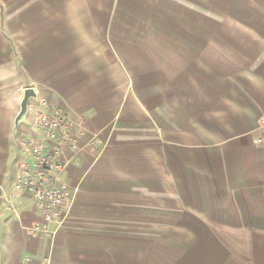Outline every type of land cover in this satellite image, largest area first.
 <instances>
[{
  "label": "crops",
  "instance_id": "crops-1",
  "mask_svg": "<svg viewBox=\"0 0 264 264\" xmlns=\"http://www.w3.org/2000/svg\"><path fill=\"white\" fill-rule=\"evenodd\" d=\"M29 1L0 14V264H264V0ZM43 110L77 147L33 234Z\"/></svg>",
  "mask_w": 264,
  "mask_h": 264
},
{
  "label": "built area",
  "instance_id": "built-area-1",
  "mask_svg": "<svg viewBox=\"0 0 264 264\" xmlns=\"http://www.w3.org/2000/svg\"><path fill=\"white\" fill-rule=\"evenodd\" d=\"M40 105L48 107L49 103L41 100ZM39 124L43 137L24 142L30 147V157L19 162L20 173L16 181L17 188L26 189L43 213V224H35L31 228L33 234L46 229L54 219H64L71 196L69 185L62 179L67 162L62 159L61 153L66 146L73 150L77 147L76 139L67 130L69 123L63 117L43 110L39 114ZM259 124L262 134L257 137L256 144L264 151V117Z\"/></svg>",
  "mask_w": 264,
  "mask_h": 264
},
{
  "label": "rangeland",
  "instance_id": "rangeland-1",
  "mask_svg": "<svg viewBox=\"0 0 264 264\" xmlns=\"http://www.w3.org/2000/svg\"><path fill=\"white\" fill-rule=\"evenodd\" d=\"M8 1H10V0H0V14H2L3 16L5 15V13L7 11V9H5V2H8ZM14 1H18V3L20 2V0H14ZM31 1L33 2L34 0H30L29 2H31ZM9 11H11V13L14 15H19V14H21V7L18 5V6H15V7L9 9ZM195 11H196V8L190 9V14H189L190 17L196 14ZM206 13H208L207 9H206ZM209 26L206 24V29H205L206 31L209 29ZM176 44H178V41L173 40V45L175 46ZM207 46H212V41H208L206 39V47ZM205 74H210V73H205ZM193 93L196 94V91L194 90Z\"/></svg>",
  "mask_w": 264,
  "mask_h": 264
},
{
  "label": "water",
  "instance_id": "water-1",
  "mask_svg": "<svg viewBox=\"0 0 264 264\" xmlns=\"http://www.w3.org/2000/svg\"><path fill=\"white\" fill-rule=\"evenodd\" d=\"M31 95H33L32 90H28V91L26 92V97H25V99H24V101H23V103H22V113H21L20 116H22V115L26 112V110H27V105H28V101H29V98L31 97Z\"/></svg>",
  "mask_w": 264,
  "mask_h": 264
}]
</instances>
